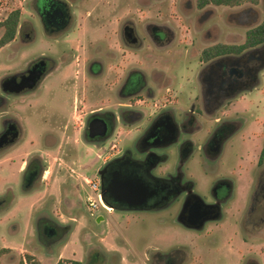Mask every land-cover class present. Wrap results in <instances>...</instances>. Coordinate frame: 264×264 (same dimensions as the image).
Here are the masks:
<instances>
[{
    "label": "flooded vegetation",
    "instance_id": "flooded-vegetation-1",
    "mask_svg": "<svg viewBox=\"0 0 264 264\" xmlns=\"http://www.w3.org/2000/svg\"><path fill=\"white\" fill-rule=\"evenodd\" d=\"M137 1L141 15L154 10L156 3H166ZM167 1L169 14L165 6V11L159 9L158 15H148L143 20L144 37L138 33L135 17L122 12L126 0L33 1L31 19L19 22L5 46L7 71L0 80V163L4 162L7 169L0 213L12 205L16 194L28 195L43 187L50 159L65 163L68 181L82 183L86 175L79 160L85 159L92 148L117 149L111 144L113 138L124 134L129 139L98 168L103 205L111 211L163 215L172 222L166 230L170 247L167 251L153 248L144 263L203 264L205 258L219 250V234L226 232L222 224L227 215L224 209L239 190L248 198L247 206L230 225L232 235L246 249L239 253V263L260 264L251 248L253 236L264 232V119L253 117L263 133L259 135L262 140L256 159L248 162L244 188L239 189L236 178L224 176L214 182L210 196L202 199L194 193V183L186 178L185 170L196 152L206 165H215L225 146L246 128L247 111L233 118H219L218 114L241 94L261 86L264 44L239 56L201 62L202 91L188 106L180 108L178 95L173 102L167 100V96H173L167 95L171 93L166 88L171 80L166 73L153 69L147 75L138 67L140 58L158 55L153 61L158 64L159 55H171V46L177 39V32L169 25L175 18L172 8L182 9L188 16L196 11L197 24L205 26L206 34L211 35L218 30L209 23L216 17L213 8L218 7L200 9L198 0ZM246 10L239 13L244 22L249 21ZM84 24L89 31L81 30ZM43 43L47 47L38 46ZM180 46L185 48L183 42ZM134 60L136 63L131 62ZM124 62L130 67L125 68ZM204 118L211 120L212 128L197 145L193 136L204 129ZM101 125H106V131L100 130ZM256 138L246 140L251 143ZM24 147L28 150L22 152ZM174 149L177 161L171 169L167 166ZM55 154L56 159L52 156ZM15 165L19 181L12 185L7 173ZM61 165L58 164L64 172L66 167ZM126 182L133 186L134 193L145 192L146 202L141 207L129 209L110 191L111 185ZM41 214L35 220L41 234L61 242L67 227L59 217ZM189 235L194 246L187 245ZM106 237L104 231L100 236H90L82 253L86 263L82 258L81 262H71L122 264L125 258L118 248L104 245ZM25 256L18 264H28Z\"/></svg>",
    "mask_w": 264,
    "mask_h": 264
},
{
    "label": "rangeland",
    "instance_id": "rangeland-1",
    "mask_svg": "<svg viewBox=\"0 0 264 264\" xmlns=\"http://www.w3.org/2000/svg\"><path fill=\"white\" fill-rule=\"evenodd\" d=\"M33 1L0 0V24L11 12L16 10L20 11V21L22 20L25 23L29 21L32 14H34ZM125 3L122 12H130L135 17L138 33L141 37L145 36L142 29L144 25L143 20L149 17L148 15H158L159 9L162 10L165 6L166 10L169 9L168 1L166 0L165 6H163V3H156L154 10H151L150 13L143 11V15H141L137 0H126ZM244 9H248V11L246 10L249 17L248 22H244L239 15L240 12H244ZM213 11L216 17L211 19L209 23L216 25L218 30L216 33L208 35L206 34L205 26L202 27L197 24L195 20L196 11L192 15H189V17L182 9L178 8V10H175L172 8L175 18L170 21L169 25L173 32H177V39L171 46V55H159L160 62L158 64L157 62L156 64L153 63L158 55L155 57L153 55H150V57L144 55L140 58V66L138 67L147 73V75L153 69H161L166 73L169 77L168 79L171 80L168 83L169 86L166 87L171 89V93L167 95L173 96L172 98L167 96V100L173 102L174 97L178 95L180 108L188 106L190 100L202 91L200 83V75L203 68L200 64L202 50L218 43L228 45L243 44L247 29L255 28L264 21V0H260L258 6L244 5L234 9L219 7L213 8ZM166 14H169V10ZM142 16L144 17L142 18ZM210 24L206 27L208 28ZM81 30L89 31V26L87 27V24H84ZM96 31L99 30L96 29ZM2 35L3 30L0 28V38ZM182 42L186 50H184L183 46H180ZM47 45L43 43L38 46L47 47ZM177 48H179V51L176 50ZM155 53L158 54V52ZM131 62L136 63V60ZM127 64L124 62L125 68L128 66ZM6 71L7 48L5 47L0 50V80L3 79ZM244 111H247L245 116L248 119L246 128L225 146L222 157L215 165H206L200 153L196 152L186 166V178L194 183V193L202 199L210 196L214 182L224 176L236 178L240 185L239 189L245 187V177L249 176L248 162L256 159L255 156L259 152L262 140L259 135H262L263 130L254 122L253 117L259 116L264 119V72L261 76L260 87L241 94L239 98L233 101L231 106L224 109L222 114H218V117L233 118L237 113H243ZM210 121V119L204 118L202 120L204 129L193 136V140L197 145L201 144L208 129L212 128V122ZM253 136L257 138L249 143L246 140L247 137ZM129 137H124V134L115 135L111 144L119 148V145H124L125 140L129 139ZM117 149L103 151L92 148L85 159L79 160V163L85 168L83 172L86 177L96 180L99 166L107 158H112L116 155ZM249 149L250 151L248 152ZM20 150L25 152L28 149L24 147ZM52 156L55 159L57 157L56 154ZM4 159H1V161ZM50 161L49 173L43 187L28 195L16 194V199L12 202V205L7 210L1 211L0 249L7 246L18 249L19 246L25 245L27 248L35 251L37 258L41 260L42 264H57V258L62 252L63 245L66 242H70L69 248L63 253L64 257L82 258L83 262L86 263V258H83L85 256L82 255L83 251L86 250V241L91 240L90 236H93V234L100 236V233L103 231L107 232V237L103 241L104 245L109 249L118 248L120 255L125 258L122 264H146L144 263L146 254H151L153 248L167 251L170 247V237L166 230L172 222L168 217L163 215L155 217L146 213L111 211L103 205L101 196L98 195L99 211L96 217L91 218L86 209V199L88 195L96 199V195L84 185L75 181H68L69 174L66 172L67 167L65 163L63 164L62 161L55 162L52 159ZM176 161L177 151L174 149L172 150V157L167 167L172 169ZM58 164H62L61 167H66L64 172H62ZM6 169L7 165L0 163L1 194L5 190ZM72 169L75 170V168ZM75 171L81 172L78 169ZM7 174L10 175L8 182L12 185H17L19 181L17 165L13 166L12 169L10 168ZM238 191L235 199L224 209L227 215L222 224L226 232L219 234L217 245L219 250L212 252L207 259L205 258L203 264H240L238 255L239 253H245L246 249L232 235L230 225L234 218H238L239 213L247 206L248 198L247 195L243 196ZM179 206L177 205L176 207ZM29 212H33L32 216ZM41 213L47 215V217H59L60 223L67 227L66 233L61 237V242L55 237L48 240L41 234L36 225L38 221H35ZM97 217L103 218L104 221L100 223L101 225H98L96 222ZM14 229L18 230L19 233H14ZM28 233L30 236H28ZM188 237L187 245L194 246V244H190L189 242L190 235ZM255 237L253 236L252 256L260 264H263L264 232ZM120 246H123L124 249L120 248ZM21 255L25 256V254ZM21 255L16 252H13V254L7 253V256L1 259V263L18 264L22 260Z\"/></svg>",
    "mask_w": 264,
    "mask_h": 264
},
{
    "label": "trees",
    "instance_id": "trees-1",
    "mask_svg": "<svg viewBox=\"0 0 264 264\" xmlns=\"http://www.w3.org/2000/svg\"><path fill=\"white\" fill-rule=\"evenodd\" d=\"M198 2V7L200 9L205 8L208 5L234 9L244 5L258 6L260 0H198ZM19 22L20 11L16 10L11 12L6 17V19L0 24V28L3 30V35L0 38V50L7 45L9 37L13 36V34L16 32ZM262 44H264V21L257 27L250 29L246 32L243 44L228 45L218 43L213 46L207 47L201 52L200 61L203 63H208L214 59L221 58L224 56H239L245 51L256 48ZM8 252L9 250H0V258L3 254ZM25 258L28 264H40L39 261L31 255L27 254ZM20 264H22V262ZM57 264L79 263L71 261H60Z\"/></svg>",
    "mask_w": 264,
    "mask_h": 264
},
{
    "label": "water",
    "instance_id": "water-1",
    "mask_svg": "<svg viewBox=\"0 0 264 264\" xmlns=\"http://www.w3.org/2000/svg\"><path fill=\"white\" fill-rule=\"evenodd\" d=\"M100 130H102V132L106 131V125H101ZM123 186L128 188L123 189ZM132 189L133 186L129 182H126L124 185L113 184L110 186V191L114 194L117 201H123L129 209H137L146 202V195L144 191H139V193L136 194ZM101 221H103L102 217L96 220L97 223Z\"/></svg>",
    "mask_w": 264,
    "mask_h": 264
},
{
    "label": "built area",
    "instance_id": "built-area-1",
    "mask_svg": "<svg viewBox=\"0 0 264 264\" xmlns=\"http://www.w3.org/2000/svg\"><path fill=\"white\" fill-rule=\"evenodd\" d=\"M80 184L87 187L93 194L96 195V199H94L91 195H88L86 199V209L88 211V214L91 218H94L97 216V213L99 211L97 196L100 195V181L98 178L96 180H91L85 177Z\"/></svg>",
    "mask_w": 264,
    "mask_h": 264
},
{
    "label": "crops",
    "instance_id": "crops-1",
    "mask_svg": "<svg viewBox=\"0 0 264 264\" xmlns=\"http://www.w3.org/2000/svg\"><path fill=\"white\" fill-rule=\"evenodd\" d=\"M219 8V7H218ZM226 8V7H225ZM229 9V8H228ZM250 29V28H249ZM249 29H247V30H249ZM233 35V34H232ZM4 163V162H3ZM32 209V208H31ZM32 211V210H31ZM30 213V215L32 216V214H33V212H29ZM14 233H19L18 232V230H15L14 229ZM28 236H30L29 235V233H28ZM69 244H70V242H66L64 245H63V248H62V252L59 254V256H58V258H57V263L58 262H60V261H77V262H81V259H76V258H65L64 257V251L65 250H67L68 248H69ZM1 250V249H0ZM2 250H9V252L8 253H11V254H13V252H16V253H19L20 255L21 254H25V255H31V256H33V257H35L39 262H40V264H42L41 263V260H39L38 258H37V254L35 253V251L34 250H32V249H29V248H27V246H25V245H21V246H19V248L18 249H13V248H11V247H9V246H7V247H4V248H2ZM7 256V253H5V254H3L2 256H1V258H0V263L2 262L1 261V259L2 258H5ZM21 257H24V255L22 256L21 255ZM2 264V263H1Z\"/></svg>",
    "mask_w": 264,
    "mask_h": 264
}]
</instances>
